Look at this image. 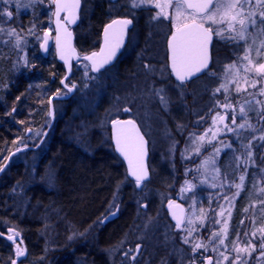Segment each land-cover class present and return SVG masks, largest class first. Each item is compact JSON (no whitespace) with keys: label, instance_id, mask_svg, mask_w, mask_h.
<instances>
[{"label":"rangeland","instance_id":"374dc122","mask_svg":"<svg viewBox=\"0 0 264 264\" xmlns=\"http://www.w3.org/2000/svg\"><path fill=\"white\" fill-rule=\"evenodd\" d=\"M94 1L97 0H87L83 19L90 18ZM143 1L146 14L159 25V31L166 25L198 19L181 3ZM34 2L0 0V59L6 60L8 80H46L54 75L58 82L64 69L55 59L54 48L48 58H43L38 47L44 30L54 34L52 8L47 9L49 19L43 28L42 21L38 25L33 19L20 23L21 15L31 11ZM206 22L217 36L213 69L183 87H133L134 82L144 79L134 77V73L148 72L145 83L167 77L163 47L166 33L163 42L144 43L136 49L145 58L129 60L132 68L126 74H133L129 82L119 77L115 81V72L120 74L124 65L94 75L86 63L76 64L70 81L76 85L75 94L55 104L58 127L38 150L16 156L0 178V196L4 188L12 196L11 201L0 200L2 225L18 228L10 218L23 215L30 199L26 192L34 181L44 177L47 185L54 186L48 152L59 138L79 144V151L90 139L87 127H96L102 130V137L93 135V142H100L97 148H103L102 152L111 151L110 124L127 114L138 120L150 141L149 163L154 181L145 183L141 190L133 183L137 192L129 194L125 205L132 208L129 230L134 231V243L124 239L105 248L109 263L203 264L206 257L212 256V264H264V0H217ZM141 37L137 28L132 44ZM4 85L0 82V100ZM48 99L40 100L41 105H34L28 112L31 121L23 127V143L34 145L39 141L49 121ZM28 127L32 131L25 135ZM85 156L90 161L91 155ZM177 159L186 168L184 172L177 171ZM182 173L188 178L176 189L173 177ZM171 175V181L165 179ZM176 192L187 208L179 231L165 208ZM240 193L245 206L237 216L234 207ZM115 203L117 213L124 204L121 198H114ZM46 230L40 232L41 241L33 242V253H39L34 262L52 264L59 258L57 252L52 254L58 247L53 246L54 236ZM4 255L0 245L1 261L7 259ZM80 261L84 264V258Z\"/></svg>","mask_w":264,"mask_h":264},{"label":"trees","instance_id":"16d2710c","mask_svg":"<svg viewBox=\"0 0 264 264\" xmlns=\"http://www.w3.org/2000/svg\"><path fill=\"white\" fill-rule=\"evenodd\" d=\"M34 3L35 6L31 11L21 15L20 23L22 25L28 19H33L38 25L42 21L41 28H43L49 19L47 9L50 7V0H35ZM99 16L101 17L102 14L99 13ZM82 35L90 37L91 33H84L83 30L78 31L77 41L81 48L89 43ZM5 61V58L0 59V82L5 83V93L2 94L0 100V165L5 161L10 150L22 142L23 127L31 121L28 112L32 110L34 105H41L38 104L40 100H45L46 97L49 98L51 94L57 92L55 88L59 85L57 76L54 75L52 77L49 75L46 80H38L37 78L33 81L27 79V77L8 80V68ZM14 107L16 109L13 113ZM86 132L90 139H87L84 144L88 147L89 152H94L90 156L93 157L92 160L98 159V162L91 160L86 167L78 165L76 163L77 155L75 156V154H79L80 151H78L76 145L68 143L66 137L59 138L61 144L56 147V143H54L50 148V152H48V155L51 154L49 159L51 165L59 164L61 166L60 175H58V181L53 191L54 196L46 198L43 195L46 193L43 191L33 192L34 196H32L31 185L26 192L27 197L30 199L26 203L23 215H19V217L11 216V224L16 225L18 230L26 231L29 234V241L33 242V239L40 238V232L44 228L47 230L52 229L50 231L56 235H54V239L63 244H66L65 239L67 240L69 236L81 230H95L101 224L103 218L101 215L106 212L105 204L108 198L112 195L118 194L120 196L122 193L124 195L128 192L121 187L126 179L131 181L126 175L122 161L112 151L102 152L103 148H97L100 142H93L96 138L92 136L98 138L101 133L100 129L87 127ZM97 163H99L98 166H96ZM176 163L179 164L176 167L177 171L184 172L186 168L183 167L182 162L177 159ZM43 164L41 163V165ZM123 173L125 174L124 177H122ZM186 178H188L187 174L185 177V174L182 173L178 176L175 174L173 180L172 175L165 179L175 181L174 187L178 189ZM153 181L154 178L151 179V182ZM4 189L5 192L2 191L3 194L0 196V200L7 199V201H11L12 196L7 194L6 188ZM133 191L136 193L137 189ZM240 198L241 193L237 201L238 204L234 207L237 216L241 215L245 206ZM130 211L132 213V209ZM114 219L106 220L111 230H103L100 236L105 233L116 235L118 230H128L130 228V222L120 226ZM117 228L119 229L117 230ZM91 237L90 234L87 238V246L92 243ZM56 252L59 258L55 259L52 264H81L80 260L85 257L79 251L78 246L71 243L56 248L55 251H52V254ZM34 255H39L37 250ZM89 260L93 263L97 260L103 261L98 256L94 257V255Z\"/></svg>","mask_w":264,"mask_h":264},{"label":"water","instance_id":"95a60500","mask_svg":"<svg viewBox=\"0 0 264 264\" xmlns=\"http://www.w3.org/2000/svg\"><path fill=\"white\" fill-rule=\"evenodd\" d=\"M188 8L202 14L207 12L215 0H184ZM81 0H54L53 24L55 26L56 58L64 63L66 72L61 83L68 89L67 94H53L49 100L51 122L44 131L39 143L34 146L39 148L49 133L55 121L54 101L56 99H68L75 92L74 86L66 84L72 75L73 63L81 58L88 60L91 70L98 72L107 65L112 64L126 42L127 29L130 25L128 19L123 18L109 23L103 30V41L100 50L81 55L75 46V34L73 27L80 19ZM214 34L198 23L183 25L169 38V67L174 77L179 81H186L198 76L205 68L209 67L211 61V47ZM53 38L50 32H43L40 50L47 56L52 46ZM30 129L27 130V134ZM112 138L118 156L124 161L128 175L137 181L141 187L143 182L151 179L148 165L149 143L142 133L138 123L132 119H119L112 123ZM20 146L14 149L8 156L4 167L14 154L29 148ZM179 198V194L176 195ZM167 209L177 227H181L185 220L186 208L180 202L170 201ZM13 230V228H8ZM207 260L205 264H210ZM1 264V263H0Z\"/></svg>","mask_w":264,"mask_h":264},{"label":"flooded vegetation","instance_id":"af4514ba","mask_svg":"<svg viewBox=\"0 0 264 264\" xmlns=\"http://www.w3.org/2000/svg\"><path fill=\"white\" fill-rule=\"evenodd\" d=\"M156 1L157 3L164 4V0H156ZM167 1L165 0V3ZM170 2L175 3V4L181 3L186 8L185 3L183 1L170 0ZM145 4L146 3L144 1L142 2V0H136V1L134 0L133 1L132 0H97V1H94V5L92 4L90 6V10L92 11L90 18L83 19L84 10H85V7L87 6V0H81L80 24L82 26L78 28L77 31L83 30L84 33L89 32L91 33V36L88 37L84 35L85 36L84 38L88 40L89 43L87 45H84L83 48L78 46L80 52L84 54V53H88V51L98 49L100 46L101 40H102V31L105 25L108 22L118 17H126L132 20V25L128 30L126 44L121 54L119 55L117 61L113 65L107 68V69H119L120 68L118 67L119 65L120 66L124 65V67L120 68L122 70L120 74L117 75V73L115 72V81L117 82L116 78L119 77L120 80L125 79V80H128L129 82L130 79H128V77H132L133 75V74L132 75L126 74L130 72L132 68L131 65L129 64V60L132 57L145 58V55L142 53H138L136 49L139 47L145 46L144 43L150 44V43H156V42L158 43L163 42L162 36L163 34L166 33L167 38L165 39V43L163 47H164V52H165L166 59H167V69H166V74H165L167 75V77L163 79L162 78L163 76H161L158 80L159 82L154 80V82L145 83V76L146 74H148V72L134 73L133 75L134 77L137 78L141 76V77H144V79L143 81L134 82L133 87L138 86L139 88V86L152 85L155 88H166L167 86H164V84H169L171 85V88H179V87L185 86L186 84H189L193 80L188 81L186 83L178 82L174 78V76L172 75V72L169 69V65H168L169 38L171 37V35H173L177 31V29L189 23H198L201 26H204L206 29L212 30L214 32V30L210 26H208V22H206V19L210 15V12H207L204 14H197L195 11L188 10L186 8V10H188L190 13L194 14L198 19L203 20V21L201 22L198 19L193 18L190 20L183 21L182 23H179L175 26L174 25L163 26V29L159 31L158 29L159 25H157V23H152L153 18H151L150 15L148 16L146 14V11L143 8V5ZM116 8L119 11L113 10ZM99 13L102 14L101 17L99 16ZM151 25H153V29ZM137 28L141 30V35L143 37H141L140 40L135 45H133L132 44V34ZM214 34H215V41H214L213 50H212L213 58L216 55L215 45L217 43L216 33L214 32ZM158 51L163 53L162 48H159ZM125 58H128V59H126L124 62L123 60ZM149 73L151 77L155 76L154 73H151V72ZM206 74H208V72L204 73L202 76ZM164 80L167 82H164ZM128 82L124 83L125 88L127 87ZM9 227L11 226H4L1 224V228H0L2 232L0 234V245H1L2 251L5 253L4 256H7V259L3 260L2 262H4L5 264H12L13 262L15 264L33 263L34 262V253L32 249L33 242L31 240L29 241L28 239L29 234H27L26 231L24 230L8 231ZM3 244L7 245V247L3 248L2 247Z\"/></svg>","mask_w":264,"mask_h":264},{"label":"bare ground","instance_id":"6f19581e","mask_svg":"<svg viewBox=\"0 0 264 264\" xmlns=\"http://www.w3.org/2000/svg\"><path fill=\"white\" fill-rule=\"evenodd\" d=\"M57 127H58V121L56 120L53 123L51 129H49V133H51ZM72 127H73V125H72ZM100 131L102 133L101 129H100ZM70 133H71V131H70ZM101 137H102V135H100V139H101ZM110 138H111V145H112L111 151L114 154H116L117 157L122 161V164L125 168V172H127V168H126L125 163L123 162L121 157L118 156V154L115 150L111 134H110ZM60 144H61V142L57 141L55 146L58 147ZM76 145L78 146L79 144H76ZM79 151H80L79 154H75V156L77 155L76 156L77 157L76 163L82 167L83 166L86 167L87 165L90 164L91 160L93 159V157H89L88 155H93L94 152H89L88 147L85 144H82ZM49 152H50V150H49ZM84 154L88 156V159L90 161L87 160V157ZM50 156H51V154L49 153V159H50ZM92 161L98 162V159H95ZM49 163L52 164L50 160H49ZM98 165H99V163L96 164V166H98ZM60 169H61V166L59 164L50 165L49 171H50V174L52 175L53 179H55V181H54L55 184H57L58 175H60ZM124 176H125V174L123 173L122 177H124ZM130 180L132 182H135V180L132 178ZM45 181L46 180L44 177H40L39 181L38 180L34 181V183L32 185V189H31V195L32 196H34L32 194L33 192L35 193V192H40V191H43L46 193V194H43L44 196H46V198H50V197L54 196L53 191L55 190V188H54L55 184H54V186H50V185H47L45 183ZM125 181L126 182L124 184H121V187L123 189L127 190L128 192L125 193L124 195H123V193L120 196H118V194H116V195H114V196L112 195L108 198V200L106 201V204H105L106 212L105 213L103 212V214L101 215V217H103L101 219L102 220L101 224L99 226H97V228L95 230H81V231L69 236V238L67 240L65 239L64 242H66V244L59 243L53 238L52 239L53 245L60 247V246H64V245L66 246L68 243L76 244L79 248V251L82 252L85 256L84 257V264H111V263H109L107 253L104 252L105 248H109L113 245H118L124 239H125V241H126V239H129L130 240V241H128L129 243H132V244L134 243V242H131L132 238L134 237V231L129 230L130 228L128 230H118L119 228H117L118 233L116 235L115 234L110 235V233H105L103 236H100L101 232L103 230H111L110 225L106 220H110V219L115 218L114 220H116L120 226L124 223H129L131 221L132 213L130 210L132 208H131V206H128L130 204H127V206L125 204L128 200L129 194H133V183L131 181H129L128 179H126ZM48 189H51V190H48ZM114 198H121V201L124 204V205H122V204L120 205V207L118 208L119 211L117 213H115L116 211H114L115 206H116V203H115V205L113 204ZM116 217H118V218H116ZM46 231L49 233L50 230H46ZM50 232L53 236L55 235L54 232H52V231H50ZM90 234L92 235V237H91L92 243H91V245L87 246L86 242H88L87 238ZM48 236H51V235L48 234ZM101 239H103V241H101ZM36 240L40 241L42 239L35 238V239H33V242H35ZM91 246H92V248H91ZM93 255H94V257H96V256L100 257L103 261L100 262L97 260L95 263L91 262L89 260V258H91Z\"/></svg>","mask_w":264,"mask_h":264}]
</instances>
